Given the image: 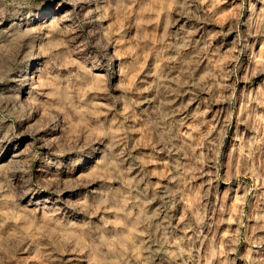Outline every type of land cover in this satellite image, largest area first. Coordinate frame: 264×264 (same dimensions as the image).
<instances>
[{"label": "clouds", "instance_id": "clouds-1", "mask_svg": "<svg viewBox=\"0 0 264 264\" xmlns=\"http://www.w3.org/2000/svg\"><path fill=\"white\" fill-rule=\"evenodd\" d=\"M0 264H264V0H0Z\"/></svg>", "mask_w": 264, "mask_h": 264}]
</instances>
